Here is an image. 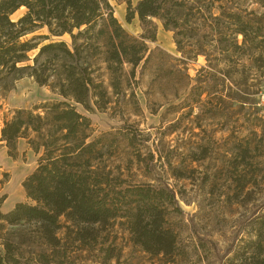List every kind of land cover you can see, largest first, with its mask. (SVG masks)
Here are the masks:
<instances>
[{
  "label": "trees",
  "instance_id": "1",
  "mask_svg": "<svg viewBox=\"0 0 264 264\" xmlns=\"http://www.w3.org/2000/svg\"><path fill=\"white\" fill-rule=\"evenodd\" d=\"M124 1L126 21L135 14L143 25L157 19L173 33L181 64L201 55L206 63L199 72L205 76L223 64L219 72L236 80L224 84L226 95L221 101H249L241 88L245 69L261 71L258 85L262 86L264 21L255 9L233 0H138L133 8L131 0ZM22 7L25 13L12 20L10 16ZM43 27L48 34L38 38L58 39L45 44L35 38L23 40ZM65 34L70 43L59 39ZM147 40L155 41L154 28H144L138 37L128 34L107 0H0V99L22 78H31L60 97L30 109H13L3 117L0 142L7 155L17 158L18 141L24 139L37 158L35 168L21 182L29 201L0 211V264H67L69 255L93 248L101 231L117 218L125 219L130 240L143 251L173 255L176 235L166 225V217L182 214L173 188L161 179L124 187L117 181H125L123 170L131 165L147 171L156 164L169 170L177 166L157 151L156 157L151 148L147 158L142 157L140 146L135 148L141 131L130 130L126 122L115 133L94 136L90 118L76 108L111 112L115 117H123L131 108L141 112L134 78L136 68L141 65L142 74L151 58ZM175 66L187 82L168 101L187 90V100L193 101L197 87L190 85L185 67ZM118 135L132 152L115 164L117 147L112 142ZM255 217L251 257L257 261L254 264H264V213ZM231 251L226 249L221 259Z\"/></svg>",
  "mask_w": 264,
  "mask_h": 264
},
{
  "label": "rangeland",
  "instance_id": "2",
  "mask_svg": "<svg viewBox=\"0 0 264 264\" xmlns=\"http://www.w3.org/2000/svg\"><path fill=\"white\" fill-rule=\"evenodd\" d=\"M137 1L131 0V8ZM233 1L248 10L255 9L264 21V0ZM107 2L113 17L128 34L138 37L144 28H154L155 41H146L151 58L142 74L139 73L141 65L136 68L134 78L138 81L134 90L141 112L131 108L123 117H115L111 112L89 113L79 105L76 108L90 118L94 136L107 131L115 133L126 122L130 130L141 131L137 132L135 148L140 146L142 157L147 156L148 148L159 152L163 159L168 157L172 165L177 166L176 170L156 164L153 170L147 171L131 165L130 170H123L125 181H117V184L124 187L137 181L156 184L157 179L165 180L176 193L182 214L171 213L166 217V225L176 235L172 256L143 251L130 240L125 219L117 218L110 228L101 231L93 248L69 255L67 264H254L257 261L251 256L256 238L255 216L264 213V209L261 210L264 204V106L260 104L264 102V82L261 87L258 85L261 71L245 69L243 73L246 81L241 88L249 101H221L226 95L224 84L236 80L219 72L223 64L212 70L211 76L199 72L206 63L201 55L194 60L186 58L181 64L173 33L165 30L159 20L151 19L143 25L135 14L126 21L127 3L124 0ZM25 11L22 7L10 18L16 20ZM46 34V27L39 28L25 35L23 40L35 38L45 44L58 39L38 38ZM59 39L70 43L67 34ZM36 52V49L30 51L29 56L32 58ZM175 65L185 67L190 85L197 87L191 96L193 101L187 100L189 90L168 101L170 95L181 92L187 82L184 73L174 71ZM128 98L126 94L125 99ZM57 99L60 97L31 78L18 80L0 99V128L3 117L11 110L30 109ZM112 144L117 147L115 164L132 152L121 135L116 136ZM17 149L18 156L12 159L0 142V206L10 194L21 196L22 177L36 166L25 140H20ZM228 248L232 251L221 259Z\"/></svg>",
  "mask_w": 264,
  "mask_h": 264
},
{
  "label": "crops",
  "instance_id": "3",
  "mask_svg": "<svg viewBox=\"0 0 264 264\" xmlns=\"http://www.w3.org/2000/svg\"><path fill=\"white\" fill-rule=\"evenodd\" d=\"M20 140H24V139H20ZM20 140H19V142H18V145H19V143H20ZM27 145V144H26ZM2 148H4V150L6 151V148L4 147V146H2ZM27 150L29 151V152H31V154H32V156H34L35 157V161H34V163L36 164V158H37V155L29 148V146L27 145ZM28 152V153H29ZM9 157V156H8ZM25 176V175H24ZM24 176L22 177V180H23V178H24ZM21 180V181H22ZM24 201H29L28 200V198L26 197V194H25V192H24V190H23V193L21 194V196L19 195V196H14V195H8V197L5 199V201H4V203H3V205H1L0 206V211L1 212H3V213H6V212H8L9 210H11L13 207H14V205L17 203V202H24Z\"/></svg>",
  "mask_w": 264,
  "mask_h": 264
},
{
  "label": "built area",
  "instance_id": "4",
  "mask_svg": "<svg viewBox=\"0 0 264 264\" xmlns=\"http://www.w3.org/2000/svg\"><path fill=\"white\" fill-rule=\"evenodd\" d=\"M262 106H264V102L260 103Z\"/></svg>",
  "mask_w": 264,
  "mask_h": 264
}]
</instances>
